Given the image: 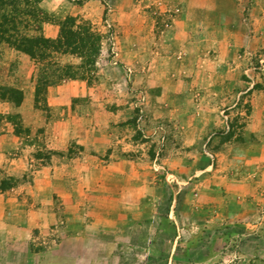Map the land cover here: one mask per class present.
<instances>
[{
  "label": "rangeland",
  "instance_id": "1",
  "mask_svg": "<svg viewBox=\"0 0 264 264\" xmlns=\"http://www.w3.org/2000/svg\"><path fill=\"white\" fill-rule=\"evenodd\" d=\"M31 4L101 39L39 103L0 47V264H264V0Z\"/></svg>",
  "mask_w": 264,
  "mask_h": 264
},
{
  "label": "trees",
  "instance_id": "2",
  "mask_svg": "<svg viewBox=\"0 0 264 264\" xmlns=\"http://www.w3.org/2000/svg\"><path fill=\"white\" fill-rule=\"evenodd\" d=\"M31 2L0 0V47L7 45L42 66V76L39 75L36 85V103H39L50 87L73 78L69 72H65L66 68L55 61V56L70 55L73 52L82 55L97 48L101 37L90 23L80 22L78 25L79 19L70 17L61 24L57 39L46 38L42 28L45 21ZM32 32L36 35H31ZM8 96L10 102L18 108L22 106L25 98L22 90L2 89L0 101H6Z\"/></svg>",
  "mask_w": 264,
  "mask_h": 264
},
{
  "label": "crops",
  "instance_id": "3",
  "mask_svg": "<svg viewBox=\"0 0 264 264\" xmlns=\"http://www.w3.org/2000/svg\"><path fill=\"white\" fill-rule=\"evenodd\" d=\"M49 27V26H48ZM194 28L195 27H197V25L196 24H194V26H193ZM50 30H53L54 31V28H53V26H51V28H50ZM49 30V31H50ZM45 31H46V33H47V27H45ZM48 31V32H49ZM48 34V33H47ZM47 36V35H46ZM48 38H56V33L55 32H53L52 33V35H49L48 36ZM187 41H188V39H187ZM193 45V41H192V43L191 42H189V43H187V46H192ZM138 215H140L139 217H138ZM128 216H130V214H128ZM126 218V217H125ZM127 219V218H126ZM135 219H140L139 221H151L150 219V217L147 215V214H142V213H139V214H136L135 215ZM156 219V218H155ZM136 223H138V225H139V222H136ZM140 228H142V226H139Z\"/></svg>",
  "mask_w": 264,
  "mask_h": 264
}]
</instances>
